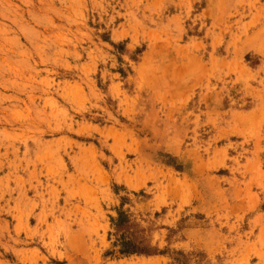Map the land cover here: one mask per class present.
<instances>
[{"label":"rangeland","instance_id":"1","mask_svg":"<svg viewBox=\"0 0 264 264\" xmlns=\"http://www.w3.org/2000/svg\"><path fill=\"white\" fill-rule=\"evenodd\" d=\"M177 257L264 264V0H0V264Z\"/></svg>","mask_w":264,"mask_h":264},{"label":"trees","instance_id":"2","mask_svg":"<svg viewBox=\"0 0 264 264\" xmlns=\"http://www.w3.org/2000/svg\"><path fill=\"white\" fill-rule=\"evenodd\" d=\"M124 196H121V204L115 207L116 214L111 216V226L114 229V243L119 247V253L122 255L144 254L153 255L159 252L156 245H153L150 238L134 218L127 208L123 207ZM175 254L183 255L182 251H176ZM180 264H191L188 259H179ZM194 264H199L196 261Z\"/></svg>","mask_w":264,"mask_h":264}]
</instances>
